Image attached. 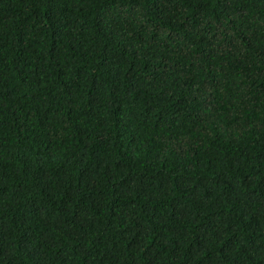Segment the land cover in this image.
<instances>
[{"label":"trees","instance_id":"1","mask_svg":"<svg viewBox=\"0 0 264 264\" xmlns=\"http://www.w3.org/2000/svg\"><path fill=\"white\" fill-rule=\"evenodd\" d=\"M0 264H264V0H0Z\"/></svg>","mask_w":264,"mask_h":264}]
</instances>
